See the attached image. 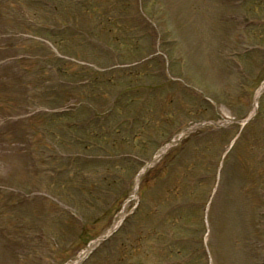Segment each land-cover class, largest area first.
I'll use <instances>...</instances> for the list:
<instances>
[{
    "label": "rangeland",
    "instance_id": "1",
    "mask_svg": "<svg viewBox=\"0 0 264 264\" xmlns=\"http://www.w3.org/2000/svg\"><path fill=\"white\" fill-rule=\"evenodd\" d=\"M83 1L0 0V264H72L95 236L81 264H264V91L254 127L240 129L264 78V27L254 24L264 0ZM47 41L87 61L60 59ZM82 80L103 93L68 90ZM87 96L95 107L73 108ZM101 111L99 139L94 121L64 127ZM126 115L140 122L107 130ZM183 115L198 124L157 153ZM124 204L121 227L102 240Z\"/></svg>",
    "mask_w": 264,
    "mask_h": 264
},
{
    "label": "bare ground",
    "instance_id": "2",
    "mask_svg": "<svg viewBox=\"0 0 264 264\" xmlns=\"http://www.w3.org/2000/svg\"><path fill=\"white\" fill-rule=\"evenodd\" d=\"M165 147V146H164Z\"/></svg>",
    "mask_w": 264,
    "mask_h": 264
}]
</instances>
